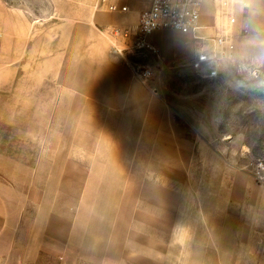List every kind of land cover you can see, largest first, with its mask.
<instances>
[{
    "label": "crops",
    "instance_id": "1",
    "mask_svg": "<svg viewBox=\"0 0 264 264\" xmlns=\"http://www.w3.org/2000/svg\"><path fill=\"white\" fill-rule=\"evenodd\" d=\"M43 2L51 8H60L56 20L40 15L30 18L19 6L0 0V101H12L21 113L26 103L20 101H36L42 85L56 83V101H72L68 107L79 128L66 133L61 127L58 134L61 147L57 151L52 149L51 154L124 157L119 165L111 162L100 165L107 170L111 167L115 172L119 170L128 188L133 182L134 157H176L169 175L163 172L164 160L157 161L156 177L161 187L153 197L157 205L172 211V224L157 221L162 230L166 226L170 229L169 240H162L172 243L174 252L179 253L178 262L180 253L188 252V263L263 264L264 184L227 167L211 173L216 177L214 180L203 178L200 187L198 183L195 185L196 178L187 160L196 155L194 144L186 140V136L192 137L179 130L174 111L160 99L151 82L143 84L111 54L112 30L134 29L152 0H110L117 6L116 12H109L98 0H72L71 4L69 0ZM205 5L216 25L221 22L229 26L228 33L236 32L243 39L264 44V0H238L226 8L214 0H203L200 28L196 32L201 39L166 31L154 33L150 41L161 53H169L174 62L210 51L212 42L205 47L202 42L205 37L200 35L209 19ZM122 8L126 11H121ZM232 17L234 24L230 22ZM156 34L181 42L159 44ZM1 111L0 103V122L5 124H16L24 118L22 113L20 117L8 116ZM155 124L153 132L150 126ZM70 139L72 147L67 146ZM96 166L94 163L88 170L94 173ZM46 168L52 172L53 163L45 165ZM149 172L153 171H148L147 176ZM51 175L37 176L36 163L28 188L0 176V264H44L36 261L38 252L43 251L46 229L38 231V214L28 227L27 205L34 204L41 212V203L47 202ZM38 181L43 182L44 189ZM146 184L149 186V181ZM38 193L42 196L39 201ZM136 218L144 222L140 215ZM131 237L148 247L150 241L165 245L150 238L142 227L133 230ZM201 253L204 257L199 259Z\"/></svg>",
    "mask_w": 264,
    "mask_h": 264
},
{
    "label": "rangeland",
    "instance_id": "2",
    "mask_svg": "<svg viewBox=\"0 0 264 264\" xmlns=\"http://www.w3.org/2000/svg\"><path fill=\"white\" fill-rule=\"evenodd\" d=\"M5 2L10 6H19L30 18L40 15L54 21L60 16V8H51L43 0ZM208 8L209 19L204 23V30L200 31V35L205 37L202 41L204 46L211 43L210 38L219 36L231 37L235 44L231 56L220 58L217 77H198L191 72L192 59L174 62L169 53L160 51V61L152 63L154 75L150 86L174 111L179 130L192 137L186 136V140L192 146L194 144L196 155L187 160L196 178L195 185L198 183L200 187L203 178L214 180L216 177H212L211 173L227 167L264 184V44L243 39L236 32L228 33L229 26L221 22L216 25ZM155 38L159 44L181 42L162 34H156ZM57 88L56 83L42 85L36 101H20L26 103L21 112L24 118L20 122H0V176L21 188H28L36 163L37 176L52 174L47 187V202L41 203V212L34 204L27 205L28 227L34 215L38 214V231L46 229V241L43 251L38 252L36 263L220 264L188 263V252L180 253L179 263V253L174 252L172 243L167 244L170 229L166 226L162 230L157 220L172 224L173 214L170 208L157 205L153 197L161 187L157 182L156 164L163 158L158 159L154 155L134 157L133 182L128 188L119 170L115 172L113 167L107 170L100 165H108L109 162L119 165L124 162V157L51 154L52 149L57 151L61 147L58 136L61 127L66 133L79 128L75 115L68 107L72 101H56ZM52 98L54 101H50ZM0 103L3 115H21L12 101ZM150 128L154 132L157 125ZM72 145L70 139L67 146ZM175 159H163L165 175L173 171ZM50 162L53 163L52 172L49 168L45 169ZM94 163L98 166L93 173L88 168ZM148 171L153 172L147 176ZM39 183L44 189L43 182ZM165 185L168 186V183L165 182ZM41 198L38 193L37 201ZM137 209H141L142 214L136 212ZM138 215L144 222L136 218ZM140 227L148 231L150 238L163 241L165 245L150 241L148 247L138 238H132L133 230ZM203 257V253L198 256L199 259Z\"/></svg>",
    "mask_w": 264,
    "mask_h": 264
},
{
    "label": "built area",
    "instance_id": "3",
    "mask_svg": "<svg viewBox=\"0 0 264 264\" xmlns=\"http://www.w3.org/2000/svg\"><path fill=\"white\" fill-rule=\"evenodd\" d=\"M226 8L238 0H214ZM109 12L118 11L110 0H98ZM203 0H152L151 6L139 18L134 29L116 27L112 30L111 54L121 60L143 84H148L153 75L152 63L158 64L160 50L150 41L157 32H176L182 35H196L202 18ZM121 11H126L122 8ZM232 24L235 18H230ZM212 49L195 56L190 62L191 72L201 78L217 77L221 66L220 58L231 56L235 49L231 37L211 38Z\"/></svg>",
    "mask_w": 264,
    "mask_h": 264
}]
</instances>
